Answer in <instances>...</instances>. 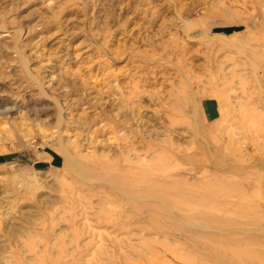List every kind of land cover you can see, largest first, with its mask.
I'll list each match as a JSON object with an SVG mask.
<instances>
[{
  "label": "rangeland",
  "instance_id": "obj_1",
  "mask_svg": "<svg viewBox=\"0 0 264 264\" xmlns=\"http://www.w3.org/2000/svg\"><path fill=\"white\" fill-rule=\"evenodd\" d=\"M0 264H264V0H0Z\"/></svg>",
  "mask_w": 264,
  "mask_h": 264
}]
</instances>
